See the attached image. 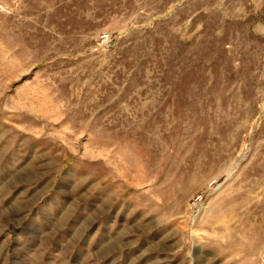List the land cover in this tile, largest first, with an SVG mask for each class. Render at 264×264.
<instances>
[{"label": "rangeland", "instance_id": "rangeland-1", "mask_svg": "<svg viewBox=\"0 0 264 264\" xmlns=\"http://www.w3.org/2000/svg\"><path fill=\"white\" fill-rule=\"evenodd\" d=\"M0 264H264V0H0Z\"/></svg>", "mask_w": 264, "mask_h": 264}, {"label": "built area", "instance_id": "built-area-1", "mask_svg": "<svg viewBox=\"0 0 264 264\" xmlns=\"http://www.w3.org/2000/svg\"><path fill=\"white\" fill-rule=\"evenodd\" d=\"M103 39H106L105 37Z\"/></svg>", "mask_w": 264, "mask_h": 264}]
</instances>
